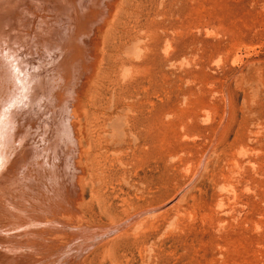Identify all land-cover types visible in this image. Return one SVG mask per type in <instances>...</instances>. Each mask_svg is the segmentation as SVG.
Returning <instances> with one entry per match:
<instances>
[{
	"label": "rangeland",
	"instance_id": "rangeland-1",
	"mask_svg": "<svg viewBox=\"0 0 264 264\" xmlns=\"http://www.w3.org/2000/svg\"><path fill=\"white\" fill-rule=\"evenodd\" d=\"M104 39L90 148L107 167L108 214L168 203L132 217L116 254L264 264V0H119Z\"/></svg>",
	"mask_w": 264,
	"mask_h": 264
},
{
	"label": "bare ground",
	"instance_id": "bare-ground-1",
	"mask_svg": "<svg viewBox=\"0 0 264 264\" xmlns=\"http://www.w3.org/2000/svg\"><path fill=\"white\" fill-rule=\"evenodd\" d=\"M118 3L0 0V264H126L114 250L121 228L168 204L109 215L107 167L90 148L101 127L92 91ZM102 213L106 222L91 218Z\"/></svg>",
	"mask_w": 264,
	"mask_h": 264
}]
</instances>
